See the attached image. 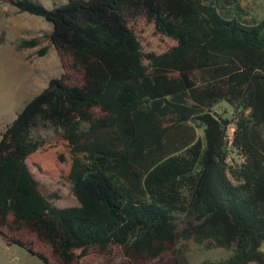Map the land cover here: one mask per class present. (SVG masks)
Instances as JSON below:
<instances>
[{
	"label": "trees",
	"instance_id": "1",
	"mask_svg": "<svg viewBox=\"0 0 264 264\" xmlns=\"http://www.w3.org/2000/svg\"><path fill=\"white\" fill-rule=\"evenodd\" d=\"M9 2L51 25L62 72L0 134V239L43 264H111L116 249L122 264H190L188 241L231 253L201 264H264V18L240 0ZM138 19L174 45L145 53ZM28 161L78 206H55Z\"/></svg>",
	"mask_w": 264,
	"mask_h": 264
},
{
	"label": "rangeland",
	"instance_id": "2",
	"mask_svg": "<svg viewBox=\"0 0 264 264\" xmlns=\"http://www.w3.org/2000/svg\"><path fill=\"white\" fill-rule=\"evenodd\" d=\"M33 1L47 9L68 2V0ZM239 4L245 10V19L250 20L249 23H257L264 18V0H240ZM133 27L145 53L160 54L174 45L172 41L158 35L153 24L144 19H138ZM51 31V25L42 18L27 13H18L9 0H0V134L25 105L42 92L48 81L58 78L62 72L59 58L47 37ZM32 38L39 40L38 47L17 48L20 41ZM41 48H46L47 52L40 57L37 51ZM215 113L221 117H229L232 109L225 102H220L215 107ZM232 132L233 129L230 128L229 133ZM36 134L42 139H50L55 133L52 128L40 127L36 130ZM197 134L201 136V130H197ZM230 156L232 161L241 162L236 152H231ZM27 166L35 180L47 192L59 195V199L53 202L55 206L58 208L78 206L68 180L39 172L29 161ZM183 245L185 246V257L190 264H201L203 261L216 262L228 258L231 254L230 251L222 249L204 250L192 241L185 242ZM82 261L84 264H103L102 258L91 251ZM123 262L119 250L116 249L111 264H122ZM0 264L43 263L24 249L16 245H6L0 239Z\"/></svg>",
	"mask_w": 264,
	"mask_h": 264
},
{
	"label": "built area",
	"instance_id": "3",
	"mask_svg": "<svg viewBox=\"0 0 264 264\" xmlns=\"http://www.w3.org/2000/svg\"><path fill=\"white\" fill-rule=\"evenodd\" d=\"M229 137H230V139H231V137H232V133H229Z\"/></svg>",
	"mask_w": 264,
	"mask_h": 264
}]
</instances>
